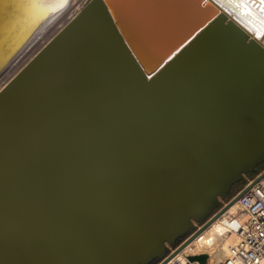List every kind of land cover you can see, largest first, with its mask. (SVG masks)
<instances>
[{"label":"water","instance_id":"1","mask_svg":"<svg viewBox=\"0 0 264 264\" xmlns=\"http://www.w3.org/2000/svg\"><path fill=\"white\" fill-rule=\"evenodd\" d=\"M35 6L0 0V78L72 0ZM253 30L264 0H87L0 90V264H155L220 216L264 163Z\"/></svg>","mask_w":264,"mask_h":264},{"label":"bare ground","instance_id":"2","mask_svg":"<svg viewBox=\"0 0 264 264\" xmlns=\"http://www.w3.org/2000/svg\"><path fill=\"white\" fill-rule=\"evenodd\" d=\"M63 0H36V9L58 6ZM87 0H72V6L50 29H48L27 51L10 67L0 78V90L21 70V68L41 49L50 39L64 27L82 9ZM251 7V6H250ZM51 9V8H50ZM251 9H253L251 7ZM254 10V9H253ZM252 36L264 41L263 35L253 30ZM248 217L246 211L241 209L240 200H236L227 211L217 217L211 224L204 228L196 238L184 248L174 252V262H185L190 255L208 254V264H215L227 258L231 246L239 238V226Z\"/></svg>","mask_w":264,"mask_h":264},{"label":"built area","instance_id":"3","mask_svg":"<svg viewBox=\"0 0 264 264\" xmlns=\"http://www.w3.org/2000/svg\"><path fill=\"white\" fill-rule=\"evenodd\" d=\"M237 194H240L241 209L247 212L248 217L239 226V238L231 246L227 258L215 264H264V170L251 178ZM236 195L225 202L224 206ZM202 226L197 224V229ZM186 239L188 237L183 242ZM177 249L178 246L170 245L169 254L155 264H202L199 259L192 260L190 257L183 263L174 262L173 254Z\"/></svg>","mask_w":264,"mask_h":264},{"label":"rangeland","instance_id":"4","mask_svg":"<svg viewBox=\"0 0 264 264\" xmlns=\"http://www.w3.org/2000/svg\"><path fill=\"white\" fill-rule=\"evenodd\" d=\"M264 170V163L262 164V165H260L257 169H255V171H253V172H250V173H248V174H246L245 175V177H244V179L242 180V181H240V182H238L237 184H235L234 185V187H233V189H232V191H231V193L229 194V196H227V197H225V198H222V204H221V206H220V208H218L217 210V212H219V211H223L222 212V214L225 212V211H227L228 209H229V207H230V205L228 204L227 206H224V204H225V202H227L231 197H233L234 195H236L244 186H245V184L251 179V178H254V177H256V176H258L262 171ZM216 212V213H217ZM222 214H220V215H222ZM219 217V216H218ZM196 238V237H195ZM194 238V239H195ZM193 239V240H194ZM193 240H191L189 243H191ZM188 243V244H189ZM188 244H186V245H184V246H182V248H184L185 246H187ZM182 248H179V249H177V250H180V249H182ZM176 250V251H177Z\"/></svg>","mask_w":264,"mask_h":264},{"label":"trees","instance_id":"5","mask_svg":"<svg viewBox=\"0 0 264 264\" xmlns=\"http://www.w3.org/2000/svg\"><path fill=\"white\" fill-rule=\"evenodd\" d=\"M261 165H262V164H261ZM257 168H258V167H257ZM257 168H256V169H257Z\"/></svg>","mask_w":264,"mask_h":264}]
</instances>
